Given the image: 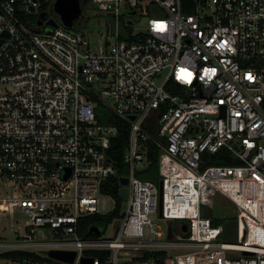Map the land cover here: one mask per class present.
Here are the masks:
<instances>
[{
    "label": "built area",
    "instance_id": "built-area-1",
    "mask_svg": "<svg viewBox=\"0 0 264 264\" xmlns=\"http://www.w3.org/2000/svg\"><path fill=\"white\" fill-rule=\"evenodd\" d=\"M48 1L0 0V264H264V0H192L190 13L181 0H89L114 20L102 40L61 23L54 0L58 26L39 27ZM120 17L143 20L130 40ZM98 104L129 125L124 176ZM150 146L161 209L159 182L137 177ZM116 176L127 200L113 229L81 238V218L114 210L101 186ZM216 195L237 210L238 243L201 214Z\"/></svg>",
    "mask_w": 264,
    "mask_h": 264
},
{
    "label": "trees",
    "instance_id": "trees-1",
    "mask_svg": "<svg viewBox=\"0 0 264 264\" xmlns=\"http://www.w3.org/2000/svg\"><path fill=\"white\" fill-rule=\"evenodd\" d=\"M53 0L42 5V10L47 17H50L52 12L51 9L49 12H46L48 6L51 5ZM181 5L183 11L190 13L192 11V0H181ZM26 19V18H24ZM28 19V18H27ZM31 24L36 22V18H29ZM78 26V25H77ZM76 26V28H77ZM47 28V27H44ZM76 30V29H75ZM128 30V29H127ZM126 31V30H125ZM76 32H81L76 30ZM130 32L121 34V39L130 40ZM96 118L100 124L110 125L117 127V134L114 138L111 139L109 149L107 151L108 156L111 160L114 161L117 167V176H124L127 173V165L124 163V154L128 147V138H129V125L124 121L114 116L109 110L104 108L101 104H98L95 108ZM143 128L147 130L153 136L157 135V125L152 120H147L143 124ZM150 164L147 169L138 172L137 177L143 181H151L155 184L159 182L158 175V150L154 146H150L149 153ZM211 165H236L232 160L221 161L219 155H216ZM116 177L109 178L101 186V192L105 195L112 197L115 201V208L111 212L103 215L95 214L81 218L79 220V235L81 238H93L95 234L91 231L94 227L99 228L100 230L107 229L108 226L114 223V221L119 218L120 211L122 207V199L120 197V185ZM205 212V211H204ZM205 212V216H206ZM208 216V215H207ZM212 219L214 225L222 226L223 232L221 239L228 243H238L242 236L240 229V221L237 217V214L231 216H226L222 218H214L208 216Z\"/></svg>",
    "mask_w": 264,
    "mask_h": 264
},
{
    "label": "rangeland",
    "instance_id": "rangeland-1",
    "mask_svg": "<svg viewBox=\"0 0 264 264\" xmlns=\"http://www.w3.org/2000/svg\"><path fill=\"white\" fill-rule=\"evenodd\" d=\"M55 1V0H54ZM81 8L83 10L82 14V20L81 23L77 26L76 30L83 31L85 34L88 35L90 38H96L97 40H102L104 37H106V32L108 31L109 26H114V20L108 16L106 13L98 10L93 4L90 2L82 3ZM132 19L133 24L128 25L127 21ZM143 20L140 21L138 24L137 21H135L134 17H120L118 28L119 32L121 34L126 33V31H131L132 33L135 32L137 29L142 27ZM46 29V28H45ZM128 29V30H127ZM74 30V31H76ZM126 30V31H125ZM120 197L122 199V202H126L127 200V190L126 188H121L120 191ZM110 206H113V200L111 199L109 202ZM208 216L216 217V218H222L226 216L234 215L237 210L235 206L225 197L221 195H216L210 200V206L204 208L201 206V214L202 216L205 215V212ZM152 219L156 220L157 224L160 226V229L162 231L165 230L166 222L159 220V218L156 215L151 216ZM4 221L2 220L1 223ZM174 225L176 222H173ZM113 229V226H110L109 230ZM5 236L7 240L11 241L14 236L11 232H6ZM224 241L223 239H221Z\"/></svg>",
    "mask_w": 264,
    "mask_h": 264
},
{
    "label": "water",
    "instance_id": "water-1",
    "mask_svg": "<svg viewBox=\"0 0 264 264\" xmlns=\"http://www.w3.org/2000/svg\"><path fill=\"white\" fill-rule=\"evenodd\" d=\"M81 1L83 0H55L53 4V13L58 16L61 23H63L68 28H75L77 25L81 23L83 10L81 8ZM37 25L40 27L42 25H46L52 28H56L58 26L57 22L53 18L47 19V16L43 12L40 15V20L37 22ZM131 120L134 118L131 117ZM120 184L122 186H126L128 181L126 178H120ZM159 209H161L162 205V183L159 182ZM185 229V227H184ZM95 235H99L100 231L97 227H94L91 230ZM49 256L66 261L72 262L74 258V253L67 254L61 252H49ZM245 255H249V253H243Z\"/></svg>",
    "mask_w": 264,
    "mask_h": 264
},
{
    "label": "flooded vegetation",
    "instance_id": "flooded-vegetation-1",
    "mask_svg": "<svg viewBox=\"0 0 264 264\" xmlns=\"http://www.w3.org/2000/svg\"><path fill=\"white\" fill-rule=\"evenodd\" d=\"M85 2L87 3V2H90V1L89 0H83V1H81V5H82V3H85ZM52 17L56 18L55 15H53Z\"/></svg>",
    "mask_w": 264,
    "mask_h": 264
}]
</instances>
